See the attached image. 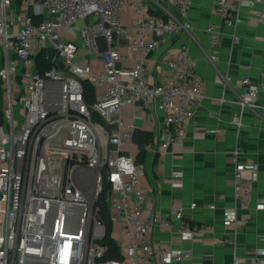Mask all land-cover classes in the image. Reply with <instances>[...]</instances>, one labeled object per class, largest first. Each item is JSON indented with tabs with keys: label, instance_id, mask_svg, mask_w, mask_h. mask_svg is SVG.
Wrapping results in <instances>:
<instances>
[{
	"label": "built area",
	"instance_id": "2783aa9c",
	"mask_svg": "<svg viewBox=\"0 0 264 264\" xmlns=\"http://www.w3.org/2000/svg\"><path fill=\"white\" fill-rule=\"evenodd\" d=\"M238 1L247 7L261 4L252 23H264V0ZM150 2L0 0V264L191 262L190 249L165 248L152 239V232L155 227L171 231L178 224L182 239L191 241L202 226L186 222L182 208L170 215L144 208L139 181L144 172L137 160L140 152L161 154L182 145L188 122L204 98L185 45L163 58L169 77L155 84L146 79L148 56L167 39L190 34L191 0ZM214 11L227 25L238 21L237 9L228 0H216ZM123 13L129 26L122 21ZM204 32L211 50L220 47L218 27L208 26ZM233 42L239 37L233 36ZM213 51L204 52L211 64L216 60ZM41 52L52 63L43 72L35 61ZM16 78L21 114L15 108ZM85 81L93 87L92 101L86 98ZM218 82L228 85L229 78L222 76ZM241 84L247 93L237 103L253 106L264 91V70L259 84L247 78ZM126 107L133 108V120L145 115L151 121V110L161 112L150 141H134L133 124L123 120ZM235 124L240 127V119ZM210 132L206 129L204 135ZM229 155L235 205L222 209L221 220L235 235L241 225L238 209H248L253 200L258 165L239 161L237 149ZM180 179L181 173L174 171L171 187L180 188ZM104 184L112 232L118 226L129 240L117 242L121 260L105 258L106 231L96 205ZM255 208L263 209L264 202H255ZM233 264H264V248L248 262L235 257Z\"/></svg>",
	"mask_w": 264,
	"mask_h": 264
},
{
	"label": "crops",
	"instance_id": "0c3cea01",
	"mask_svg": "<svg viewBox=\"0 0 264 264\" xmlns=\"http://www.w3.org/2000/svg\"><path fill=\"white\" fill-rule=\"evenodd\" d=\"M149 3L150 0H146ZM236 7L238 21L227 25L214 11L216 0H191L188 20L192 25L190 34L167 39L164 44L147 58L150 83H161L171 75L163 58L167 52L181 45L189 49L196 74L203 87L204 98L188 122L186 136L180 146L169 147L161 154L143 152L138 158L144 175L140 186L144 192V208L170 215L178 208L183 209V219L202 226L193 240H183L178 224L171 231L155 227L152 239L165 248H188L192 260L187 264H233L235 257L248 262L255 252L264 248V208L256 209L255 202H264V91L258 93L253 106L242 108L237 101L245 97L247 86L241 84L245 78L251 84L260 82L264 70V23H252L261 4L251 7L240 5L238 0H228ZM152 13L157 11L152 7ZM122 21L129 26L127 13ZM216 26L221 32V45L211 50L205 29ZM233 36L239 42H233ZM214 52L216 60L211 64L204 54ZM137 55L135 51L133 57ZM4 54L0 45V63ZM228 77V85L221 84V77ZM19 79H15L14 99L17 114H21ZM222 98L223 102L219 99ZM1 101V97H0ZM132 107H126L123 120L133 124L136 142H142L140 132L151 134L156 122H161V112L151 110L152 120L145 115L133 120ZM240 119L241 125L235 122ZM206 129L213 132L204 135ZM204 138H198L203 136ZM237 149L239 161L251 160L257 163L258 171L248 209H238L237 219L241 222L235 235L222 226L221 211L235 205L233 196V164L229 152ZM181 173L180 188L171 187V174ZM195 203L194 209L190 204ZM215 206L212 210L209 206ZM113 238L119 243H128L119 227L115 226ZM148 264H154L153 261Z\"/></svg>",
	"mask_w": 264,
	"mask_h": 264
},
{
	"label": "trees",
	"instance_id": "16d2710c",
	"mask_svg": "<svg viewBox=\"0 0 264 264\" xmlns=\"http://www.w3.org/2000/svg\"><path fill=\"white\" fill-rule=\"evenodd\" d=\"M36 65L37 68L40 72H43L45 70H48L51 68L52 63L49 62L46 57H45V52H41L36 56ZM83 86L86 90V98L89 101L93 100V87L89 82H83ZM0 123H1V114H0ZM139 133L137 132V130L135 131L134 134V141H136V136ZM140 135L142 137V142H137L139 145L146 143L148 141H150L151 139V134H148L146 132H140ZM142 155V152H140V154H138V158ZM106 194H107V186L106 184H104L103 187V192L100 194L99 198L97 199L96 205L99 208V212H98V217L99 219L103 222L104 226H105V231H106V235L105 238L103 240V243L106 245L107 250L105 253V258L106 259H117V260H121L122 256H121V251L119 248V245L117 244V242L115 241V239L112 237V221H111V217L109 215V211H108V207H107V201H106Z\"/></svg>",
	"mask_w": 264,
	"mask_h": 264
},
{
	"label": "rangeland",
	"instance_id": "374dc122",
	"mask_svg": "<svg viewBox=\"0 0 264 264\" xmlns=\"http://www.w3.org/2000/svg\"><path fill=\"white\" fill-rule=\"evenodd\" d=\"M20 95V94H19ZM20 99H21V96H20ZM0 107H1V104H0ZM17 115V114H16ZM17 120H18V123L20 124L21 123V117L20 116H16Z\"/></svg>",
	"mask_w": 264,
	"mask_h": 264
}]
</instances>
